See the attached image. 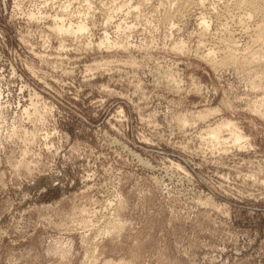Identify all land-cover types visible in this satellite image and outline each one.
<instances>
[{
    "label": "rangeland",
    "instance_id": "374dc122",
    "mask_svg": "<svg viewBox=\"0 0 264 264\" xmlns=\"http://www.w3.org/2000/svg\"><path fill=\"white\" fill-rule=\"evenodd\" d=\"M234 2L0 0V264H264V5Z\"/></svg>",
    "mask_w": 264,
    "mask_h": 264
},
{
    "label": "bare ground",
    "instance_id": "6f19581e",
    "mask_svg": "<svg viewBox=\"0 0 264 264\" xmlns=\"http://www.w3.org/2000/svg\"><path fill=\"white\" fill-rule=\"evenodd\" d=\"M205 1L206 0H199V3L201 2V4H203V3L205 4ZM197 2H198V0H197ZM235 2H234L235 5H237V7L239 6L243 10H244V8H249L251 12L252 11L253 12L257 11V13H259V14L262 13L263 14V12H261L260 10L263 8L262 6L264 5V0H235ZM258 11H260L261 13L258 12ZM252 16H253V14H252ZM61 24H63V23H61ZM56 28H57V31L60 32V33H69V32H73V31L74 32H77V31H83V30H85V27L83 25H79L75 29L70 28V26L69 27H66L65 25H57ZM261 30L263 32V29H261ZM262 34L263 35H261V36L264 37V33H262ZM211 54H212V52H211ZM230 126H231V122L230 121H223L218 127L212 129V136L215 139H220L221 138L222 131L224 129L229 128ZM233 135H234L236 141H242V140L246 139V137L241 132H238V131H234L233 132Z\"/></svg>",
    "mask_w": 264,
    "mask_h": 264
}]
</instances>
